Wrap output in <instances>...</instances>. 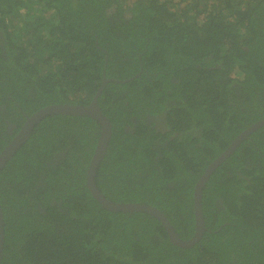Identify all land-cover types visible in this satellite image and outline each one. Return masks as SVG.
I'll list each match as a JSON object with an SVG mask.
<instances>
[{
  "label": "trees",
  "instance_id": "trees-1",
  "mask_svg": "<svg viewBox=\"0 0 264 264\" xmlns=\"http://www.w3.org/2000/svg\"><path fill=\"white\" fill-rule=\"evenodd\" d=\"M104 77L129 80L99 97L112 124L99 190L157 207L189 239L199 178L264 118V0H0V151L5 119L88 104ZM100 129L46 116L0 171V264H264V126L208 179L207 230L191 248L155 217L94 198Z\"/></svg>",
  "mask_w": 264,
  "mask_h": 264
},
{
  "label": "water",
  "instance_id": "water-1",
  "mask_svg": "<svg viewBox=\"0 0 264 264\" xmlns=\"http://www.w3.org/2000/svg\"><path fill=\"white\" fill-rule=\"evenodd\" d=\"M129 80V79H127ZM127 80H119L115 78L104 77L101 86L94 95L92 101L88 104H73V103H54L40 108L39 110L28 116L22 124L18 133L11 141L0 151V171L6 166L7 162L11 160L16 151L24 144L30 137L34 126L44 117L53 115H70V116H87L99 122L101 125L100 135L97 141L95 153L91 159L87 174V185L94 196V198L102 205L103 208L112 212L124 213H146L159 220L165 227L169 239L172 243L185 248H191L199 243L202 239L207 227L205 226L204 214L202 210V196L203 189L206 186L211 174L237 149L239 144L247 138L253 131L264 126V118L251 124L247 129L241 132L230 145L216 157L205 169L204 173L199 178L194 191V214H195V228L196 231L189 239H182L175 231L168 217L157 207L138 202H114L99 190L95 175L99 163L106 154L108 143L112 134V124L106 114L103 112L99 104V97L108 81L125 82ZM4 212L0 202V263L3 257L4 249Z\"/></svg>",
  "mask_w": 264,
  "mask_h": 264
},
{
  "label": "flooded vegetation",
  "instance_id": "flooded-vegetation-1",
  "mask_svg": "<svg viewBox=\"0 0 264 264\" xmlns=\"http://www.w3.org/2000/svg\"><path fill=\"white\" fill-rule=\"evenodd\" d=\"M9 98H11V96H10ZM11 99H12V98H11ZM0 110L3 111V114H4L5 116H7L6 105L2 104V105L0 106ZM21 111H22L23 115H22L21 120L19 121L20 123L14 122L12 119H8V118L5 119L6 130L8 131V137L5 138L4 143L7 142V141L9 142V139H11L10 136H12L13 134H15V132H17L18 127H19L20 125L22 126L23 117H24V119H26V118L28 117V116H27V115H29L28 113H25L23 110H21ZM158 120H161V115L158 116ZM4 143H2V145H3Z\"/></svg>",
  "mask_w": 264,
  "mask_h": 264
},
{
  "label": "rangeland",
  "instance_id": "rangeland-1",
  "mask_svg": "<svg viewBox=\"0 0 264 264\" xmlns=\"http://www.w3.org/2000/svg\"><path fill=\"white\" fill-rule=\"evenodd\" d=\"M33 12V11H32ZM33 14H35L34 12H33Z\"/></svg>",
  "mask_w": 264,
  "mask_h": 264
}]
</instances>
